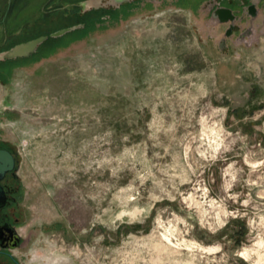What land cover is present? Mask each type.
Masks as SVG:
<instances>
[{"label":"rangeland","instance_id":"374dc122","mask_svg":"<svg viewBox=\"0 0 264 264\" xmlns=\"http://www.w3.org/2000/svg\"><path fill=\"white\" fill-rule=\"evenodd\" d=\"M0 138L31 264H264V0H0Z\"/></svg>","mask_w":264,"mask_h":264},{"label":"flooded vegetation","instance_id":"af4514ba","mask_svg":"<svg viewBox=\"0 0 264 264\" xmlns=\"http://www.w3.org/2000/svg\"><path fill=\"white\" fill-rule=\"evenodd\" d=\"M0 150L8 155L3 160L4 165L0 164V264H31L34 260L27 261L28 250L36 229L26 227L28 212L23 202L18 155L15 148L1 138Z\"/></svg>","mask_w":264,"mask_h":264},{"label":"water","instance_id":"95a60500","mask_svg":"<svg viewBox=\"0 0 264 264\" xmlns=\"http://www.w3.org/2000/svg\"><path fill=\"white\" fill-rule=\"evenodd\" d=\"M45 38V36H40L37 37L35 39L30 40V42H26L23 44H18L15 45L11 50L7 51L4 56L6 57H14L16 55H22V53L28 51V50H33V48L36 46L37 43H40L43 39ZM7 153L4 150H0V164L1 166L4 165V158H6L8 155H6ZM10 162H11V158H9ZM2 168V167H1Z\"/></svg>","mask_w":264,"mask_h":264}]
</instances>
